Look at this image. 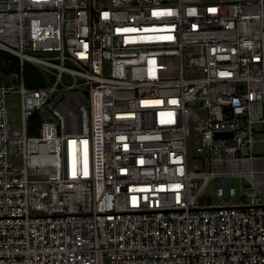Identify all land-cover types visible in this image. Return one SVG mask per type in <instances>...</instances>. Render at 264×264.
I'll return each instance as SVG.
<instances>
[{
  "label": "built area",
  "instance_id": "2783aa9c",
  "mask_svg": "<svg viewBox=\"0 0 264 264\" xmlns=\"http://www.w3.org/2000/svg\"><path fill=\"white\" fill-rule=\"evenodd\" d=\"M257 144L264 0H0V264H264Z\"/></svg>",
  "mask_w": 264,
  "mask_h": 264
},
{
  "label": "rangeland",
  "instance_id": "374dc122",
  "mask_svg": "<svg viewBox=\"0 0 264 264\" xmlns=\"http://www.w3.org/2000/svg\"><path fill=\"white\" fill-rule=\"evenodd\" d=\"M45 56V55H41ZM39 80L41 82V86L50 85L53 82V76L43 70L39 71ZM4 84H7V86H16V79L15 77L9 78L5 77L3 80ZM7 109L9 112V121L12 129L14 130H20L21 126V99L18 94H10L7 96ZM202 116H205L204 112H200ZM257 139H263L262 133H259L256 136ZM199 142V135L192 131L191 137L188 140L187 144V150H188V161L193 169L195 168H201L200 163V154L197 153L196 149L198 147ZM255 153L258 155L264 154V146L263 144H257L255 146ZM10 160L14 163L19 165L20 160L15 158H10ZM228 184H230L231 187H235L237 190V195L235 197H231L228 199L229 203L231 205H239L242 203L241 199V193H240V184L236 181H229ZM245 184L242 183V186ZM221 186V184L218 181L211 182L208 186V188L205 191L204 196L210 198L211 204L214 206L222 205L223 199L221 197L217 196V189ZM108 264V261H106Z\"/></svg>",
  "mask_w": 264,
  "mask_h": 264
},
{
  "label": "trees",
  "instance_id": "16d2710c",
  "mask_svg": "<svg viewBox=\"0 0 264 264\" xmlns=\"http://www.w3.org/2000/svg\"><path fill=\"white\" fill-rule=\"evenodd\" d=\"M39 71L36 68H33L31 66L26 67V83L29 88H40L41 82L39 80ZM33 122H37V118H33Z\"/></svg>",
  "mask_w": 264,
  "mask_h": 264
},
{
  "label": "water",
  "instance_id": "95a60500",
  "mask_svg": "<svg viewBox=\"0 0 264 264\" xmlns=\"http://www.w3.org/2000/svg\"><path fill=\"white\" fill-rule=\"evenodd\" d=\"M218 136L221 137V136H224V135L223 134H219Z\"/></svg>",
  "mask_w": 264,
  "mask_h": 264
}]
</instances>
